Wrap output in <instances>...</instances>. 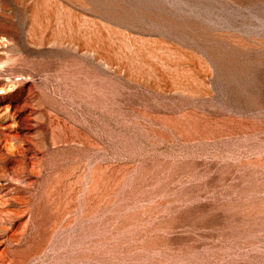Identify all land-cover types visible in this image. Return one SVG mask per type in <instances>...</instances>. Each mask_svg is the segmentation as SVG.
Segmentation results:
<instances>
[{"label": "rangeland", "instance_id": "374dc122", "mask_svg": "<svg viewBox=\"0 0 264 264\" xmlns=\"http://www.w3.org/2000/svg\"><path fill=\"white\" fill-rule=\"evenodd\" d=\"M0 264H264V0H0Z\"/></svg>", "mask_w": 264, "mask_h": 264}]
</instances>
